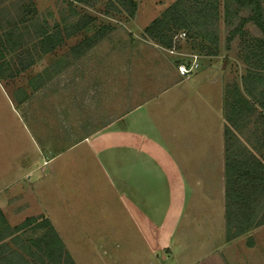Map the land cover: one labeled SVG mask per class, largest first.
I'll use <instances>...</instances> for the list:
<instances>
[{
    "label": "rangeland",
    "instance_id": "rangeland-1",
    "mask_svg": "<svg viewBox=\"0 0 264 264\" xmlns=\"http://www.w3.org/2000/svg\"><path fill=\"white\" fill-rule=\"evenodd\" d=\"M216 1L215 15L211 6ZM2 2L0 184L18 178L33 164H42L43 157L49 154L45 151V155L43 144L64 149L69 141H77L101 126L109 127L101 132H105L107 142L112 141L113 134L107 133L111 127L105 124L176 81L187 76L193 78L204 70V75L210 74L209 79L221 91L224 182L226 158L230 162L232 193L228 215L225 202V237L228 225L230 232L241 230L235 236L240 241L259 233L264 238V227L259 229L261 226L256 225L264 218V34L252 19L251 3L7 0L5 5ZM259 2L264 17V0ZM167 11L162 23L148 32L145 30L154 18ZM181 31H186V35L178 36ZM205 33L208 36H203ZM193 52L200 54V70L180 75L177 65L187 61ZM11 104L22 110L24 118ZM182 106L188 108L184 103ZM195 134L200 133L192 132L190 136L196 139ZM35 137L40 144L37 156ZM84 147L82 144L75 150ZM22 151L25 156L17 157ZM86 157L88 167L90 159ZM249 168L253 171L248 172ZM54 180L46 187L53 197L59 188L63 189L62 181L56 187ZM90 197L99 200V196ZM25 205L23 201L20 203ZM86 213L79 207V213L70 216L78 221L74 226L79 232L84 231V240L90 234L98 238L105 234L112 235L110 240H123L122 246L126 245L130 231H111L115 224L105 222L107 216ZM25 216L13 215L15 218L10 216V220L17 222L16 219ZM37 224L20 231L21 243H29L34 252L33 256L28 253L24 256L31 264H57L51 257H45L44 244L31 241L30 237L41 231ZM84 225L89 229L85 230ZM7 240L13 245L10 237ZM83 257L86 264H97L96 257Z\"/></svg>",
    "mask_w": 264,
    "mask_h": 264
},
{
    "label": "crops",
    "instance_id": "crops-1",
    "mask_svg": "<svg viewBox=\"0 0 264 264\" xmlns=\"http://www.w3.org/2000/svg\"><path fill=\"white\" fill-rule=\"evenodd\" d=\"M203 71L105 124L113 134L110 142L101 132L109 127L101 126L64 149L43 144L49 154L42 164L0 184V209L9 223L24 219L12 222L13 215L47 216L76 264H86L83 255L96 257L97 264H264L260 233L244 241L225 237L221 91ZM192 132L200 134L194 139ZM33 140L37 156L39 139ZM82 144L84 148L75 150ZM24 156L22 151L17 157ZM53 180L55 186L63 183L54 197L46 190ZM90 196H99L98 202ZM22 201L25 206H20ZM79 207L86 214L107 216L105 222L115 224L111 231H130L126 245L105 234L84 240V231L74 226L78 221L70 217Z\"/></svg>",
    "mask_w": 264,
    "mask_h": 264
},
{
    "label": "trees",
    "instance_id": "trees-1",
    "mask_svg": "<svg viewBox=\"0 0 264 264\" xmlns=\"http://www.w3.org/2000/svg\"><path fill=\"white\" fill-rule=\"evenodd\" d=\"M78 1H85V0H78ZM234 1L239 2L241 4L251 3L253 9L252 19L259 26V28L264 34V17L262 15V12H260L261 6L259 0H234ZM217 5L218 4L216 1V3L213 2V6H211L213 7L212 12L215 15L217 14ZM168 12L169 11L154 18L151 24L147 26L145 30L148 32L153 27L158 26L160 23H162L164 18L163 16L166 15ZM172 35L173 34L170 35L169 45H171ZM203 36L206 37L208 35H206L205 33L203 34ZM262 106L264 107V102L262 103ZM225 134L227 135V133ZM252 171L250 168L248 169V172H252ZM225 172H226L225 197H226V208H227L226 214L228 215L229 198H230V194L232 193L229 187L232 180L229 178L230 162L228 158H226ZM36 222L38 223L36 226H38L41 229V231L38 234L31 236L30 239L32 242L42 243L41 245L44 244L43 247L45 248V252H46L45 257H49V258L51 257L56 261L57 264H76L71 254L65 247L61 236L59 235V233L57 232V230L55 229L52 222L47 216L29 215L26 216L20 223L11 226L1 209H0V264H31V260L25 257L24 253L31 254L33 251L30 250L29 243H24V242L21 243L22 236L20 234L21 233L20 231H23L26 227ZM262 223H264V218L260 219L258 221V224L256 225H260ZM227 231H228L227 238L235 237L236 235H239L241 233V230L230 232L228 229V225H227ZM9 237L13 241V245L8 242L7 238ZM19 258L21 259L20 261H18Z\"/></svg>",
    "mask_w": 264,
    "mask_h": 264
},
{
    "label": "built area",
    "instance_id": "built-area-1",
    "mask_svg": "<svg viewBox=\"0 0 264 264\" xmlns=\"http://www.w3.org/2000/svg\"><path fill=\"white\" fill-rule=\"evenodd\" d=\"M186 33L183 31L178 33V36H185ZM200 66V54L197 52L190 53V57L187 61L180 62L177 65V71L180 75L187 76L191 72L196 71Z\"/></svg>",
    "mask_w": 264,
    "mask_h": 264
}]
</instances>
